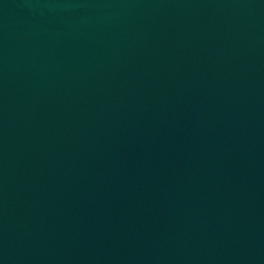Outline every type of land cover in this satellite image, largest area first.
I'll use <instances>...</instances> for the list:
<instances>
[{
    "label": "water",
    "instance_id": "95a60500",
    "mask_svg": "<svg viewBox=\"0 0 264 264\" xmlns=\"http://www.w3.org/2000/svg\"><path fill=\"white\" fill-rule=\"evenodd\" d=\"M0 264H264V0H0Z\"/></svg>",
    "mask_w": 264,
    "mask_h": 264
}]
</instances>
